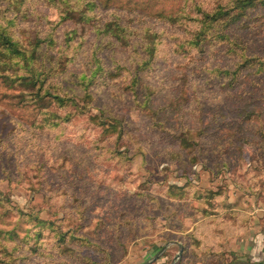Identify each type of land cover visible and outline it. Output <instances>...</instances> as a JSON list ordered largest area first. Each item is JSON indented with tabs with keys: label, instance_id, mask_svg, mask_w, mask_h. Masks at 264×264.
<instances>
[{
	"label": "rangeland",
	"instance_id": "1",
	"mask_svg": "<svg viewBox=\"0 0 264 264\" xmlns=\"http://www.w3.org/2000/svg\"><path fill=\"white\" fill-rule=\"evenodd\" d=\"M255 1L194 45L232 0H0V264L236 260L264 217Z\"/></svg>",
	"mask_w": 264,
	"mask_h": 264
},
{
	"label": "trees",
	"instance_id": "2",
	"mask_svg": "<svg viewBox=\"0 0 264 264\" xmlns=\"http://www.w3.org/2000/svg\"><path fill=\"white\" fill-rule=\"evenodd\" d=\"M254 7H256L255 0H232L230 5H217L212 11L199 10V16L193 20L196 21V29L192 34L191 43L196 45L197 43H202L204 40H211L214 38L227 39L228 35L222 34L223 28H227L232 25V23L240 20L247 9ZM211 29H213L214 33L208 34ZM1 37L4 39L3 48L8 50L11 54L17 55L18 52L20 53L23 51L16 43L14 45L12 44L9 36L3 35ZM24 52L25 51H23V53ZM16 55L14 57H17ZM262 72L264 73V63H259L255 74ZM40 75L41 73L37 71L34 80L36 83L45 80ZM43 82L39 85L38 89L42 87ZM45 93H48V91L46 90ZM186 133L188 134V131ZM186 141L187 144L184 145V148H188L191 145L188 138H186Z\"/></svg>",
	"mask_w": 264,
	"mask_h": 264
},
{
	"label": "crops",
	"instance_id": "3",
	"mask_svg": "<svg viewBox=\"0 0 264 264\" xmlns=\"http://www.w3.org/2000/svg\"><path fill=\"white\" fill-rule=\"evenodd\" d=\"M264 214V213H263ZM232 264H259L264 262V217L261 221L252 215L245 234L234 245Z\"/></svg>",
	"mask_w": 264,
	"mask_h": 264
},
{
	"label": "water",
	"instance_id": "4",
	"mask_svg": "<svg viewBox=\"0 0 264 264\" xmlns=\"http://www.w3.org/2000/svg\"><path fill=\"white\" fill-rule=\"evenodd\" d=\"M162 250H163V249H161L159 252H162ZM181 250H182V248L180 247L178 254H180ZM148 263H149V262H148ZM148 263H146V264H148Z\"/></svg>",
	"mask_w": 264,
	"mask_h": 264
}]
</instances>
